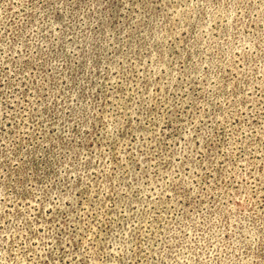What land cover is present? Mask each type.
I'll use <instances>...</instances> for the list:
<instances>
[{"label":"rangeland","instance_id":"obj_1","mask_svg":"<svg viewBox=\"0 0 264 264\" xmlns=\"http://www.w3.org/2000/svg\"><path fill=\"white\" fill-rule=\"evenodd\" d=\"M0 264H264V0H0Z\"/></svg>","mask_w":264,"mask_h":264}]
</instances>
